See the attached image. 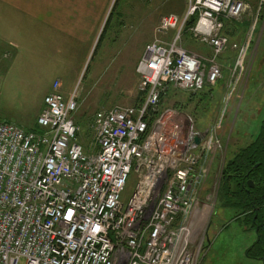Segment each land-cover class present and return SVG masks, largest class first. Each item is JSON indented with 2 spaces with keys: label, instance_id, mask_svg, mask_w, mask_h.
I'll use <instances>...</instances> for the list:
<instances>
[{
  "label": "built area",
  "instance_id": "1",
  "mask_svg": "<svg viewBox=\"0 0 264 264\" xmlns=\"http://www.w3.org/2000/svg\"><path fill=\"white\" fill-rule=\"evenodd\" d=\"M190 2L184 19L160 21L159 32L176 31L173 41L145 47L137 67L141 103L97 112L88 149L73 118L77 94L66 100L60 82L44 98L38 132L0 118V264H198L194 230L209 207L200 200L215 164L211 151L221 147L218 130L251 40L239 44L224 31L225 22L242 18L243 1ZM196 13L192 34L211 48L209 58L179 44ZM228 51L236 52L234 87L219 126L195 148L202 132L186 114L163 110L162 98L176 88L198 96L218 84L219 57ZM133 171L138 185L126 206Z\"/></svg>",
  "mask_w": 264,
  "mask_h": 264
},
{
  "label": "rangeland",
  "instance_id": "2",
  "mask_svg": "<svg viewBox=\"0 0 264 264\" xmlns=\"http://www.w3.org/2000/svg\"><path fill=\"white\" fill-rule=\"evenodd\" d=\"M190 3V0H154L151 3L112 0L105 10L102 24L98 26L102 28L98 44L91 50L89 61L72 89L77 94L79 105L74 121L81 124L79 141L84 147L87 145L89 148L92 143L93 121L98 111L136 105L140 83L136 62L139 44L142 40L145 43L149 40L148 28L152 30V42L155 39L159 41V36L165 34L159 32L161 19L171 13L180 15L186 11L187 15ZM245 4V13L231 25L229 32L239 44L249 40L251 43L244 73L235 88L227 113H223V120V100L228 89L234 87V51H229L232 52L231 58L227 54L219 57V64L223 62L230 68V71H223V79L218 82H225L216 88L220 95L216 93L206 102H201L202 93L194 99L193 92L176 88L169 90L161 104L163 110L172 109L186 114L194 130L209 132L222 120L221 129L218 130L221 147L212 148L215 164L213 169L211 166L209 182L200 200L201 206L206 204L209 207L206 208L204 223L196 225L194 230L193 247L198 249V264H264V222L258 228L248 223L246 218L236 220L239 210L216 209L225 162L242 146L250 144L264 119V0H246ZM185 14L179 17L184 19ZM243 19L249 20L250 25L246 21L248 24L245 26ZM133 35L138 41H129V36ZM179 44L203 58L212 55L208 45L190 36L180 38ZM7 64V68H0V118L31 131L35 127L47 85L43 82V87L38 79L33 80V70L43 68L49 71L54 66L34 65L31 59L26 58ZM45 74H50L51 78L54 76L51 71ZM137 185L138 174L133 171L123 193L122 200L126 206ZM208 192L212 196L210 201L206 199ZM249 251L251 256L248 255ZM20 264L25 263L22 261Z\"/></svg>",
  "mask_w": 264,
  "mask_h": 264
},
{
  "label": "crops",
  "instance_id": "3",
  "mask_svg": "<svg viewBox=\"0 0 264 264\" xmlns=\"http://www.w3.org/2000/svg\"><path fill=\"white\" fill-rule=\"evenodd\" d=\"M111 2L112 0H0V56L4 53L11 54L8 61H0V68L5 69L8 67L7 63L20 58L31 59L32 64L42 67L54 66L49 71L43 68L33 70L34 81L38 79L43 87V82L47 83L37 112L38 117L44 107V98L51 93L55 82H60L61 93L66 100L73 93L72 89L89 61L90 52L99 41L102 28L98 26L102 24L105 10ZM184 14L176 15L182 17ZM235 22H225L224 31L229 32ZM148 30L149 40L146 43L142 40L139 44L136 72L145 47L156 41L152 42V30ZM175 35L176 31L171 30L160 35L159 41L170 44ZM230 38L232 39L231 35ZM129 41L138 40L133 35L129 36ZM225 54L232 57V52ZM222 65L223 71H230L228 65L225 66L223 62ZM50 71L54 73L52 78L50 74H45ZM72 80L74 82L70 84ZM139 85L136 105L139 104ZM75 123L81 129V124ZM200 223L203 224L204 219Z\"/></svg>",
  "mask_w": 264,
  "mask_h": 264
},
{
  "label": "trees",
  "instance_id": "4",
  "mask_svg": "<svg viewBox=\"0 0 264 264\" xmlns=\"http://www.w3.org/2000/svg\"><path fill=\"white\" fill-rule=\"evenodd\" d=\"M184 13H186V11ZM197 20L198 13L188 18L181 32V38L184 36H186V38L188 36H193L192 29ZM243 21L245 22V26H247V22H249L250 25L249 20L243 19ZM227 33L225 32L228 36L229 33ZM10 56L11 54L4 53L0 56V61H8ZM221 84H225V82H220L216 86L207 84L201 94L203 95V97L200 98L201 102H206L208 100L207 98L214 97L216 93L220 95V92L216 88ZM195 97L194 95V99ZM164 98L165 97L162 98V102ZM141 101L142 99L139 96V103H141ZM31 131H39L37 122ZM198 131L202 132L201 130ZM85 149H88L87 145ZM249 181L255 183V188L249 187ZM216 204V209L218 210H239L240 213L236 216V220L246 218L248 223L257 225L258 228L260 227V223L264 222V119L260 131L256 136H253L250 144L245 147L242 146L225 162ZM255 219L256 222L254 221ZM248 255H250V251Z\"/></svg>",
  "mask_w": 264,
  "mask_h": 264
},
{
  "label": "water",
  "instance_id": "5",
  "mask_svg": "<svg viewBox=\"0 0 264 264\" xmlns=\"http://www.w3.org/2000/svg\"><path fill=\"white\" fill-rule=\"evenodd\" d=\"M208 133H209L208 131L202 132L200 134H197L194 137V147L195 148H197L203 142V140H205V138L207 137ZM248 185H249L250 188H254L255 187V183L253 181H249Z\"/></svg>",
  "mask_w": 264,
  "mask_h": 264
},
{
  "label": "flooded vegetation",
  "instance_id": "6",
  "mask_svg": "<svg viewBox=\"0 0 264 264\" xmlns=\"http://www.w3.org/2000/svg\"><path fill=\"white\" fill-rule=\"evenodd\" d=\"M255 188V187H254ZM256 222V219L254 220Z\"/></svg>",
  "mask_w": 264,
  "mask_h": 264
}]
</instances>
